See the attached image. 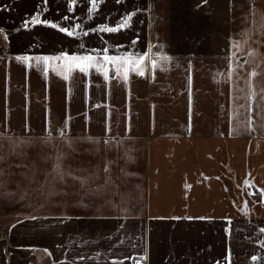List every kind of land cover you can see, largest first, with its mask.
<instances>
[{"label":"crops","instance_id":"0c3cea01","mask_svg":"<svg viewBox=\"0 0 264 264\" xmlns=\"http://www.w3.org/2000/svg\"><path fill=\"white\" fill-rule=\"evenodd\" d=\"M0 225L9 264H264V0H0Z\"/></svg>","mask_w":264,"mask_h":264},{"label":"rangeland","instance_id":"374dc122","mask_svg":"<svg viewBox=\"0 0 264 264\" xmlns=\"http://www.w3.org/2000/svg\"><path fill=\"white\" fill-rule=\"evenodd\" d=\"M3 237H6V236L2 234L1 225H0V238H3ZM11 254L12 253L9 251L8 247L4 246V249L2 250L0 246V264H9V260H7L8 258L5 255H7L8 257H11Z\"/></svg>","mask_w":264,"mask_h":264}]
</instances>
